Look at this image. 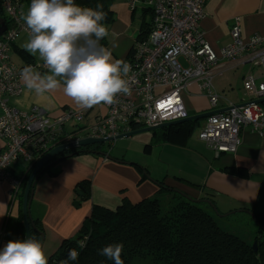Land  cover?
<instances>
[{"label":"crops","instance_id":"1","mask_svg":"<svg viewBox=\"0 0 264 264\" xmlns=\"http://www.w3.org/2000/svg\"><path fill=\"white\" fill-rule=\"evenodd\" d=\"M27 7L20 2L21 10H26ZM115 7L117 17L109 24L110 35L103 47L111 52L113 59L123 60L128 55L146 14L143 16L141 12L143 18L140 26L137 31H133L130 24L134 21V10ZM113 10L115 12L114 5ZM205 12L199 27L217 53L229 44L230 28L236 17L239 18L243 39L255 33L264 36V0H207ZM2 13L0 11V18L3 17ZM27 39V32H20L9 50L11 60L21 70L25 66H31L35 71L46 73L47 68L40 66L43 62L25 51L23 45ZM217 64L221 70V74H216L213 78L215 92L220 96L217 106H211L205 92L200 90L196 82H192L182 92L186 109L193 110L190 115L223 109L231 103H251L259 98L244 88L243 81L248 75L255 81L261 80L262 65L252 62L248 54L232 59L219 55ZM21 82L22 92L8 99L11 105L19 109L30 110L33 106H38L50 116L57 115L66 108L79 109L64 95L62 87L37 95L28 90L22 80ZM192 101L197 104L196 107L192 106ZM257 104L264 112V102ZM202 105L206 108L203 109ZM99 110L98 105L89 108L87 123L93 120ZM65 128L71 130V125L67 124ZM239 135V143L234 152H216L204 141L192 142L188 137L180 145L164 142L175 145L167 150L169 160L171 152L185 157L175 165L172 173L166 169L160 179L148 175L147 165L134 159L125 160L118 155H103L93 151L72 153L75 149L61 153V158L48 165L34 181L30 200L31 218L41 225L42 243L48 260L64 240L77 237L83 223L89 218L93 205L114 208L124 198L137 202L157 194L173 196V192H180L195 200L213 201L217 210L225 216L235 212L245 213L247 216L245 210L252 213L263 211L264 134L247 126L242 128ZM149 137L143 140L151 146L153 142ZM4 144V139L0 138V151ZM87 146L92 150H104L96 144ZM32 167L30 162L19 159L12 164L10 170L21 181L27 176V181ZM83 181L90 191L89 197L85 199L80 198V183ZM158 181H163L165 185ZM21 190V182L18 190L8 181L0 182V248L9 240H17L16 226L23 197Z\"/></svg>","mask_w":264,"mask_h":264},{"label":"built area","instance_id":"2","mask_svg":"<svg viewBox=\"0 0 264 264\" xmlns=\"http://www.w3.org/2000/svg\"><path fill=\"white\" fill-rule=\"evenodd\" d=\"M206 1L128 0L131 10L145 8L151 15L149 31L135 37L123 59L132 66L128 77L131 95H120L114 105H98V114L87 123L89 109L66 108L50 116L38 106L22 110L8 102L23 90L22 70L11 60L9 50L25 26L19 19L20 0H1L6 26L0 34V138L5 141L0 151V182L8 181L17 190L21 178L12 174V164L21 159L33 166L55 146L71 144L69 150L78 149L84 137L113 138L135 128L187 117L182 92L192 82L205 92L211 106H217L220 96L213 78L221 74L219 55L232 59L248 54L252 62L262 65V79L255 81L248 75L243 86L255 97L264 96V36L255 33L243 39L236 17L229 44L217 53L199 27L206 15ZM40 66L46 68L43 63ZM67 124L71 130L65 128ZM247 126L264 134L263 109L257 103H231L228 110L205 117L198 137L216 152H234L240 131Z\"/></svg>","mask_w":264,"mask_h":264},{"label":"trees","instance_id":"3","mask_svg":"<svg viewBox=\"0 0 264 264\" xmlns=\"http://www.w3.org/2000/svg\"><path fill=\"white\" fill-rule=\"evenodd\" d=\"M20 2L28 6L30 0ZM75 3L87 7L102 4L107 13L104 23L108 27L116 18L114 0H75ZM0 11H3L1 0ZM142 12L144 16L149 10L144 8ZM149 29V20L147 23L142 21L137 37L145 36ZM106 43L107 38L102 39L99 45ZM195 122L184 121L164 127L162 139L182 143L192 132ZM93 150L84 146L75 149L74 153ZM26 178L21 181V194ZM158 183L165 185L163 181ZM80 190V198L89 197L90 191L85 181L80 183ZM172 195L171 200L164 203V208L160 206L156 195L137 202L124 198L114 208L93 205L77 237L64 240L50 256L48 264H61L67 259V249L79 252L78 260L69 261V264H113L100 255L99 250L116 242L124 244V264H133L134 257L147 255L159 264H264V210L247 215L257 226L252 239L253 244L256 242L254 249L252 241L242 239L221 225L223 220L219 219L225 217V214L217 210L213 201L195 200L180 192H173ZM33 223L30 236L42 242L41 225L35 220ZM16 235L17 239H25L22 206ZM79 242L84 243L83 248L78 245Z\"/></svg>","mask_w":264,"mask_h":264},{"label":"clouds","instance_id":"4","mask_svg":"<svg viewBox=\"0 0 264 264\" xmlns=\"http://www.w3.org/2000/svg\"><path fill=\"white\" fill-rule=\"evenodd\" d=\"M107 13L103 5L81 6L75 0H30L19 19L28 35L23 47L47 68L42 74L25 66L20 77L24 86L37 95L63 89L81 110L96 105H114L120 95H131L129 73L132 66L113 59L111 52L99 45L109 37L104 23ZM84 247V243H80ZM122 242L109 243L99 254L113 264H124ZM79 252L69 250L61 264L78 260ZM0 264H48L43 243L29 236L9 240L0 248Z\"/></svg>","mask_w":264,"mask_h":264},{"label":"rangeland","instance_id":"5","mask_svg":"<svg viewBox=\"0 0 264 264\" xmlns=\"http://www.w3.org/2000/svg\"><path fill=\"white\" fill-rule=\"evenodd\" d=\"M113 5L115 9V15L117 12L115 6H118L119 8H125L126 10L130 11L128 0H114ZM141 12L142 11L140 9H136L132 12V17L134 16V21L130 24V26L132 27L133 31H137L138 27L140 26L141 20L143 18ZM150 16V13L146 12V15L144 17L146 23L150 19ZM192 106L196 107L197 104L192 101ZM201 107L203 109L206 108L205 105H202ZM192 113L193 110L188 109V115ZM204 119L205 118L203 117L196 120L192 132L188 136V138L192 142H194L195 140H200L198 134L203 129ZM163 128H156L154 130L140 132L128 137H121L112 141L96 143V145L103 147L104 150L101 151L106 154L110 153L109 155H118L119 157H122L125 160L134 159L139 163H144L149 169L148 175L152 176L153 178L160 179L163 177L165 171H167L166 169H168L169 172L172 173L175 169V165L178 164V162L185 157V155H176L174 152H171V160L167 158L168 148H174L175 145H169V143L165 144L164 142H176L161 139V133L163 131ZM153 132H156V134H153ZM148 136H150L149 138L152 139L153 142L151 146L146 144V142H144L143 140L145 137ZM180 144L181 143H179V145ZM186 160L188 161L187 157ZM156 196L158 197L160 206L162 208L166 206L164 203L169 202L172 198L169 194H157ZM219 220H223L221 222V225L228 231L238 234L242 239H245L248 242L252 241L254 236L253 232L257 226L254 220H251L249 217H247L245 213H231ZM132 263L159 264L155 262L150 255L136 256L132 259Z\"/></svg>","mask_w":264,"mask_h":264},{"label":"water","instance_id":"6","mask_svg":"<svg viewBox=\"0 0 264 264\" xmlns=\"http://www.w3.org/2000/svg\"><path fill=\"white\" fill-rule=\"evenodd\" d=\"M5 26H6L5 25V19L2 17V18H0V34L4 31ZM252 102L253 103H262V102H264V96L259 97ZM247 103L250 104V102H247ZM247 103H245V104H247ZM245 104H238V105H245ZM228 109H229V106L226 108H223V109H216V110H209V111L200 112L198 114L189 115L185 118H180V119L173 120V121L162 122V123L157 124V125L136 128V129H133V130L128 131V132L119 133L116 136H114L113 138L84 137V138H81L79 140L78 146L84 147V146L92 145V144H96V143L112 141V140H115V139H118L121 137H128V136L140 133V132L150 131V130H154L156 128H163V127H166V126H169V125H172L175 123L184 122L187 120H197L199 118L207 117V116H209L215 112H224ZM71 146H72L71 144H61V145L55 146L54 148L50 149L47 153H45L42 157H40L34 163L32 169H31V172H30L28 179L26 181V184H25V188L23 191V197H22V217H23V223H24V227H25V239H27L30 236V227L34 228V223L32 221L31 214H30V200H31V196H32V189H33L34 181L36 180V178L40 175V173L48 165H50L51 163L60 159L61 156H59V155L61 153L65 152L66 150H69ZM93 152L101 153L103 155L105 154L104 152L98 151V150H93ZM72 153H74V152H72ZM70 154L71 153H69V155ZM245 212H247L249 215H253V213L250 211L245 210ZM41 234L43 236V232H41ZM255 244H256V242H254V244H253L254 249H256ZM68 252H69V249H67V254H68ZM54 264H59V263H54Z\"/></svg>","mask_w":264,"mask_h":264},{"label":"snow or ice","instance_id":"7","mask_svg":"<svg viewBox=\"0 0 264 264\" xmlns=\"http://www.w3.org/2000/svg\"><path fill=\"white\" fill-rule=\"evenodd\" d=\"M162 107H163V105H162Z\"/></svg>","mask_w":264,"mask_h":264}]
</instances>
